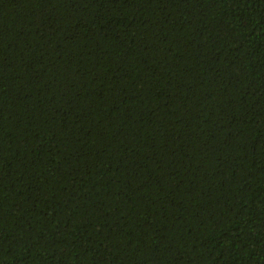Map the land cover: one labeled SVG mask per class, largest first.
<instances>
[{
	"label": "trees",
	"instance_id": "1",
	"mask_svg": "<svg viewBox=\"0 0 264 264\" xmlns=\"http://www.w3.org/2000/svg\"><path fill=\"white\" fill-rule=\"evenodd\" d=\"M0 264H264V0H0Z\"/></svg>",
	"mask_w": 264,
	"mask_h": 264
}]
</instances>
